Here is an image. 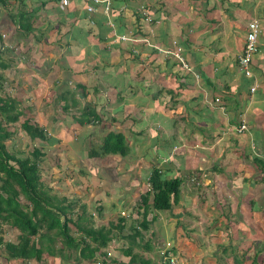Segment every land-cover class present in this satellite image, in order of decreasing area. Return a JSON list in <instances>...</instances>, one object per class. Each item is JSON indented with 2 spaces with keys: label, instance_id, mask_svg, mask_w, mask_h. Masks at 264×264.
<instances>
[{
  "label": "crops",
  "instance_id": "obj_1",
  "mask_svg": "<svg viewBox=\"0 0 264 264\" xmlns=\"http://www.w3.org/2000/svg\"><path fill=\"white\" fill-rule=\"evenodd\" d=\"M109 1L113 12L106 16L101 8L87 13L79 0H5L15 13H32L33 30L25 38L36 43L32 65L46 63V58L50 62L36 86L44 88L50 73L52 85L71 81L80 90L74 108L85 104L94 110L97 132L121 133L125 141L136 138L132 146L126 142L128 153L136 155L120 157L123 167L154 165L163 176L180 178V200L169 211L171 218L200 215L194 204L199 197L209 208L202 215L212 232L222 229L226 201L231 214L239 207L243 217L245 207L249 218L244 234L250 238L245 244L264 252L261 243L254 245L258 239L253 232L257 217L264 215V0ZM145 5L150 22L134 21ZM251 19L257 20L260 34L246 78L237 69L236 56ZM15 34L17 45L20 35ZM121 36L127 39L120 41ZM173 43L187 69L158 51L173 50ZM241 124L246 130L237 133ZM89 173L88 182L102 184L104 178L94 168ZM104 180L109 188L121 183ZM111 202V197L104 201V213L112 209ZM213 205L220 217L217 227L210 225Z\"/></svg>",
  "mask_w": 264,
  "mask_h": 264
},
{
  "label": "rangeland",
  "instance_id": "obj_2",
  "mask_svg": "<svg viewBox=\"0 0 264 264\" xmlns=\"http://www.w3.org/2000/svg\"><path fill=\"white\" fill-rule=\"evenodd\" d=\"M6 4L7 6H5ZM6 4H0V53L1 62L6 63L8 67L0 68V98L17 101V108L22 113L15 123L7 124H4L3 117L0 115V125L6 132L10 133V137L3 140L6 151L16 157L29 155L33 148L42 152L43 156L39 161V175L44 190L49 195H55L58 198L64 196L73 203V213L68 214L72 221L68 225L71 237L77 238L80 235L76 232L73 223L82 210L84 219L78 223L81 227L93 229L100 226L107 227L109 222L116 223L119 216L123 217L125 226L122 232L118 233L114 230L115 232L111 234V242L107 248L102 250L105 258L96 254V262L77 259L76 252L62 248L61 238L56 237L52 244V254H48L43 249L40 262L7 259L1 245L0 264H128L129 257L123 254L127 248L130 249L129 255L135 258L132 264H166L162 259V252H166L167 256L175 258L176 264H236V260H240V264H250L253 259H256L254 264H264V252L257 250L255 246L250 248L245 244L250 239L244 234V228H246L244 224L249 218L246 208H242L243 217L239 214V207L231 214L227 208L229 204L226 201V207H223L226 212L224 213V220H220L222 229L218 231L214 229L210 232V230H206V218L202 215V211L209 208L201 205L199 194L194 204L195 207H199L200 215L190 219L187 218L188 215L179 214V219H173L169 212H155L153 214L156 218L153 220H150L152 214L148 215V229L140 230L139 237L134 240L126 237V234L131 231L129 227H136L141 220L135 213L136 205L140 193L147 188L144 180L150 168L143 169L142 163L139 166L129 167V164H126L123 167L121 158L117 155H108L99 159L95 158V160L85 158L87 151L96 148L104 136L101 134L102 132H97L99 123L94 124L93 127L79 126L73 117H79L76 112L80 107L77 109L70 107L65 112L60 111L62 100L58 96L59 91H61L60 95L67 97L69 93L75 99L80 93L79 89L73 88L71 81L66 84L62 82L63 86L61 83L52 85L51 81H53L54 76L53 73H50V79L45 82L44 88L36 86L37 77L40 78L41 74L47 72L50 68V62L46 58V63L37 62L36 65H32L35 63L32 61H36L31 53L34 49L33 46L36 45L32 38H22L19 33L20 36L17 37L20 38V41L17 45L15 44L16 37L14 35H16L17 30L6 14L7 12L15 13V10H10L8 8L9 3ZM40 59L41 56L39 58L38 55L37 61H41ZM50 59L55 61L57 58L55 59L53 56ZM53 72L55 73V71ZM83 106L86 105L83 104ZM24 119H28L30 124H35L43 129L46 136L53 141H42L38 138L30 140L20 129V122ZM148 138L150 137L148 136ZM135 139L132 140L127 137L126 142L132 146ZM135 155V152L128 153L127 159ZM145 160L149 159L145 158ZM93 168L96 171V176H101L110 182L112 180L114 182L115 179L113 178L116 177L121 183L115 184L111 188L106 185L104 179H102L101 185L91 184L88 181L93 174L89 172ZM86 173L88 174L86 175ZM124 180H127V183H122ZM135 180L137 181L136 184L133 182ZM132 182L133 184H129ZM109 197L112 198L113 207L109 209V213H104V201H107ZM19 200L24 203L22 196L19 197ZM97 205L100 207L99 211L95 210ZM214 205L210 209L214 217V221L210 225L217 227L215 221L220 217L213 208H216ZM176 208L174 207V209ZM190 209L187 208L186 210L190 211ZM256 221L258 224L253 232L257 235L258 241L254 242V245L257 246L261 243L260 246L264 249V215H259ZM249 229L253 230L252 228ZM41 232H44L43 228ZM16 235V230L0 224V236L4 242H16ZM40 243H44V239ZM166 243H169L171 250L165 249Z\"/></svg>",
  "mask_w": 264,
  "mask_h": 264
},
{
  "label": "trees",
  "instance_id": "obj_3",
  "mask_svg": "<svg viewBox=\"0 0 264 264\" xmlns=\"http://www.w3.org/2000/svg\"><path fill=\"white\" fill-rule=\"evenodd\" d=\"M79 1L84 2L83 0ZM53 2H56V0H53ZM0 4L5 5V0H0ZM148 8L147 5L143 7L149 14ZM139 10L140 8L138 9L139 15L134 14L133 18L134 21L142 23L143 19ZM109 12H113L111 5ZM9 18L22 38H26L28 34H31L34 24L32 13L20 10L10 15ZM1 59L0 53V68H7L8 65L1 62ZM67 97L64 95L61 97L63 101L61 105L62 112L70 107H75L77 104L75 98H71L69 105L66 104ZM0 115L3 117L4 124H7L15 123L22 113L17 108V101L0 98ZM73 120L79 126L99 122L94 110L87 105L80 108L79 117H73ZM20 129L30 140L38 138L42 141H53V139L46 136L43 129L35 124H30L28 119L20 122ZM9 137L10 133L6 132L0 125V224L7 225L17 231L16 242H4L0 236V246H3L6 258L22 262L30 260L40 262L43 249L48 254H52V244L56 237L61 238L62 248L76 252L77 259L96 262V254L105 258L102 250L108 247L114 230L119 233L124 229L123 217L119 216L116 223H107V227L100 226L96 229L81 227L78 223L84 219L82 210L73 223L76 232L80 235L77 238L71 237L68 225L72 221L68 214L73 213V203L64 196L58 198L55 195H49L44 190L39 175V161L43 156L42 152L33 148L29 155L16 157L8 153L3 145V140ZM128 150L129 147L126 144L125 137L121 133L112 132L105 134L101 138L100 144L96 148L89 149L86 155L92 159L108 155L124 157ZM149 168L144 181L147 188L140 193L135 211L141 220L136 227H129L131 231L128 233L129 235L126 234V237L128 236L130 240L139 237L140 230L145 231L148 229V221L146 220L148 213L152 214L150 220H153L156 218L153 213L169 212L180 200L181 179L163 176L161 171L154 165ZM20 196L23 197L24 203L20 202ZM99 208L97 205L95 210L99 211ZM42 228L44 229L43 233L41 232ZM42 239H44V243L41 244ZM169 250H171V246ZM123 254L129 257L128 264L134 262L135 258L129 255V248L125 249ZM164 254L166 255V252ZM235 263L240 264V260ZM254 263L255 261L252 260L250 264Z\"/></svg>",
  "mask_w": 264,
  "mask_h": 264
},
{
  "label": "built area",
  "instance_id": "obj_4",
  "mask_svg": "<svg viewBox=\"0 0 264 264\" xmlns=\"http://www.w3.org/2000/svg\"><path fill=\"white\" fill-rule=\"evenodd\" d=\"M84 2V10L89 13H95L98 8H101L104 15H109V7H110V1L109 0H83ZM140 16L142 17L143 21L150 22V15L143 9V7H140ZM260 34V27L256 19H251L246 24V33L244 36L243 46L241 48V51L236 56V66L238 71L241 73L242 76L249 78L251 76L250 72V64L254 57V55L258 51V36ZM120 41H124L127 38H124L123 36L118 37ZM146 45L153 47L149 45L145 41ZM174 49L173 50H158L161 53L165 55L172 56L184 69H187L182 57L180 56V49L173 43ZM256 86L253 85L249 88V92L252 93L255 90ZM244 130H246V126L244 124H241L237 129V133H242ZM122 214V213H121ZM165 249L168 250L170 248L169 243L165 244ZM162 259L167 262L168 264H176L175 258L169 255H165L164 252L161 253Z\"/></svg>",
  "mask_w": 264,
  "mask_h": 264
}]
</instances>
